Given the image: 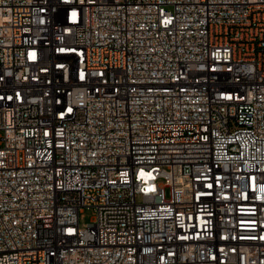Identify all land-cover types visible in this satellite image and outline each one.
<instances>
[{
	"label": "built area",
	"instance_id": "built-area-1",
	"mask_svg": "<svg viewBox=\"0 0 264 264\" xmlns=\"http://www.w3.org/2000/svg\"><path fill=\"white\" fill-rule=\"evenodd\" d=\"M0 264H264V0H0Z\"/></svg>",
	"mask_w": 264,
	"mask_h": 264
},
{
	"label": "rangeland",
	"instance_id": "rangeland-1",
	"mask_svg": "<svg viewBox=\"0 0 264 264\" xmlns=\"http://www.w3.org/2000/svg\"><path fill=\"white\" fill-rule=\"evenodd\" d=\"M96 216V211L94 208H85L80 213V224L82 227L88 225Z\"/></svg>",
	"mask_w": 264,
	"mask_h": 264
}]
</instances>
